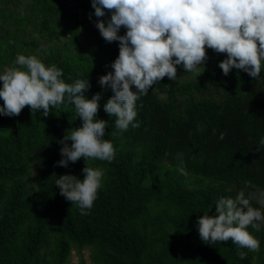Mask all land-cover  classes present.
<instances>
[{
  "label": "trees",
  "instance_id": "trees-1",
  "mask_svg": "<svg viewBox=\"0 0 264 264\" xmlns=\"http://www.w3.org/2000/svg\"><path fill=\"white\" fill-rule=\"evenodd\" d=\"M110 16L96 17L89 0H0V71L18 67L23 53L56 65L65 83L88 79L84 95L101 94L95 119L108 121L104 138L115 148L112 162L87 161L104 177L90 213L81 215L55 185L62 174L83 179L86 165L84 158L57 163L60 140L83 123L67 95L48 116L29 106L0 115V264H72V251L77 264H264V225L248 228L260 242L251 251L231 240L205 244L196 223L215 215L222 197L264 191V61L259 79L235 68L224 75L226 56L206 49L201 74L177 65L175 81L164 77L137 100L139 127L120 133L104 110L114 93L98 82L119 55V41L106 42L96 27Z\"/></svg>",
  "mask_w": 264,
  "mask_h": 264
},
{
  "label": "clouds",
  "instance_id": "clouds-1",
  "mask_svg": "<svg viewBox=\"0 0 264 264\" xmlns=\"http://www.w3.org/2000/svg\"><path fill=\"white\" fill-rule=\"evenodd\" d=\"M92 7L96 17H104L106 11L111 13L106 23L98 19L96 27L106 42L119 41V55L111 64L113 71L102 75L98 82L114 93L104 110L115 117V128L120 133L130 126L139 127L137 100L164 77L175 81L177 65L197 76L201 74L208 59L206 49L226 56L219 62L224 75L235 68L254 79L260 78L264 61V0H92ZM121 27L126 29L123 35ZM15 65L18 67L0 73V99L4 102L0 115L18 116L29 106L32 114L41 112L48 116L52 108L64 103L67 95L83 122L60 140L62 159L57 163L68 167L69 162L84 158V178L62 174L55 185L59 186L60 195L79 207L81 215H87L104 177L102 168L89 167L87 161L112 162L115 158L113 143L104 138L108 121L95 119L101 94L86 98L84 93L91 87L88 79L65 83L60 68L46 66L35 55H18ZM225 135L222 132L219 139ZM259 143L264 145V138ZM179 171L187 175L183 165ZM249 184L245 181L246 188ZM253 199L264 205V191L258 196H246L242 189L235 198H220L215 204V215L204 214L197 219L201 240L205 244L231 240L240 248L259 251L260 242L248 228L260 231L264 212L253 207ZM238 255L244 259L247 254Z\"/></svg>",
  "mask_w": 264,
  "mask_h": 264
},
{
  "label": "rangeland",
  "instance_id": "rangeland-1",
  "mask_svg": "<svg viewBox=\"0 0 264 264\" xmlns=\"http://www.w3.org/2000/svg\"><path fill=\"white\" fill-rule=\"evenodd\" d=\"M89 2H91L92 3V1L91 0H89ZM36 37H38V35L36 34V35H34V38H36ZM39 40V39H38ZM40 42V44H41V46L43 47V45L45 44V42H43L42 40L41 41H39ZM61 44H63L65 41L64 40H60L59 41ZM31 43V42H30ZM74 46V44L72 45V47H69V49L70 50H78L79 48H77V47H73ZM29 50V49H28ZM22 55H23V53H22ZM206 64V63H205ZM10 67H12L11 65H7V68H10ZM0 73H2V71H0ZM82 254H83V257H84V259L86 260V262H90L89 261V250L88 249H85V250H83L82 251ZM71 263L72 264H77V262L79 261V256L78 255H76L75 254V252L74 251H72V253H71Z\"/></svg>",
  "mask_w": 264,
  "mask_h": 264
}]
</instances>
